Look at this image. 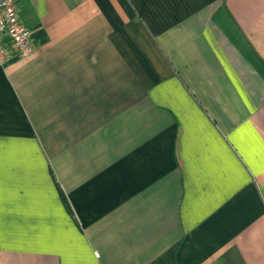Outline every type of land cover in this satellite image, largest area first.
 <instances>
[{"label": "crops", "instance_id": "1", "mask_svg": "<svg viewBox=\"0 0 264 264\" xmlns=\"http://www.w3.org/2000/svg\"><path fill=\"white\" fill-rule=\"evenodd\" d=\"M16 6L0 264H264V0Z\"/></svg>", "mask_w": 264, "mask_h": 264}, {"label": "built area", "instance_id": "2", "mask_svg": "<svg viewBox=\"0 0 264 264\" xmlns=\"http://www.w3.org/2000/svg\"><path fill=\"white\" fill-rule=\"evenodd\" d=\"M32 52L30 32L19 17L16 0H0V66L11 56L27 58Z\"/></svg>", "mask_w": 264, "mask_h": 264}, {"label": "snow or ice", "instance_id": "3", "mask_svg": "<svg viewBox=\"0 0 264 264\" xmlns=\"http://www.w3.org/2000/svg\"><path fill=\"white\" fill-rule=\"evenodd\" d=\"M50 264H55V261L50 262Z\"/></svg>", "mask_w": 264, "mask_h": 264}]
</instances>
